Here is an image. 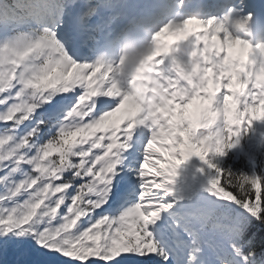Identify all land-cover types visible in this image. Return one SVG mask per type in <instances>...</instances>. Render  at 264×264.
<instances>
[{
	"label": "snow or ice",
	"instance_id": "obj_1",
	"mask_svg": "<svg viewBox=\"0 0 264 264\" xmlns=\"http://www.w3.org/2000/svg\"><path fill=\"white\" fill-rule=\"evenodd\" d=\"M0 264H264V0H0Z\"/></svg>",
	"mask_w": 264,
	"mask_h": 264
},
{
	"label": "rangeland",
	"instance_id": "obj_2",
	"mask_svg": "<svg viewBox=\"0 0 264 264\" xmlns=\"http://www.w3.org/2000/svg\"><path fill=\"white\" fill-rule=\"evenodd\" d=\"M235 48H239V47H238V46H237V47H234L233 50H234ZM233 50H232V51H233ZM189 111H190V112H191V111H195V107H194V106H190Z\"/></svg>",
	"mask_w": 264,
	"mask_h": 264
}]
</instances>
